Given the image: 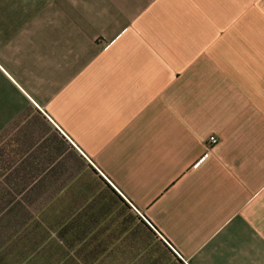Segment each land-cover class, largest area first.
I'll use <instances>...</instances> for the list:
<instances>
[{"label": "crops", "instance_id": "0c3cea01", "mask_svg": "<svg viewBox=\"0 0 264 264\" xmlns=\"http://www.w3.org/2000/svg\"><path fill=\"white\" fill-rule=\"evenodd\" d=\"M147 232L264 264V0H0V264Z\"/></svg>", "mask_w": 264, "mask_h": 264}, {"label": "trees", "instance_id": "16d2710c", "mask_svg": "<svg viewBox=\"0 0 264 264\" xmlns=\"http://www.w3.org/2000/svg\"><path fill=\"white\" fill-rule=\"evenodd\" d=\"M163 244H165L163 242ZM166 247V244H165ZM166 250L169 251L175 259L178 260V257L168 248L166 247ZM122 256V257H121ZM75 257L79 258L78 264H123L122 262H130L134 260L135 255H117V254H78L74 255V264H77L75 262ZM122 258V262H121ZM60 260V259H58ZM62 262L58 261V264H72V256L71 255H62Z\"/></svg>", "mask_w": 264, "mask_h": 264}, {"label": "rangeland", "instance_id": "374dc122", "mask_svg": "<svg viewBox=\"0 0 264 264\" xmlns=\"http://www.w3.org/2000/svg\"><path fill=\"white\" fill-rule=\"evenodd\" d=\"M144 240L146 241V243L151 244L152 247L156 248L158 254H157V258L160 261V264H171L172 263V259L170 257V255H168L167 253H164L161 250V244L160 242L153 237V235L147 233H144Z\"/></svg>", "mask_w": 264, "mask_h": 264}, {"label": "built area", "instance_id": "2783aa9c", "mask_svg": "<svg viewBox=\"0 0 264 264\" xmlns=\"http://www.w3.org/2000/svg\"><path fill=\"white\" fill-rule=\"evenodd\" d=\"M209 140L211 142H215L217 139H216V137L214 135H211V136H209Z\"/></svg>", "mask_w": 264, "mask_h": 264}]
</instances>
